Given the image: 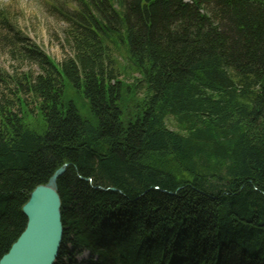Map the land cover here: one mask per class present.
<instances>
[{
    "label": "trees",
    "instance_id": "1",
    "mask_svg": "<svg viewBox=\"0 0 264 264\" xmlns=\"http://www.w3.org/2000/svg\"><path fill=\"white\" fill-rule=\"evenodd\" d=\"M67 3L62 63L0 8V261L65 168L55 264H264V0Z\"/></svg>",
    "mask_w": 264,
    "mask_h": 264
},
{
    "label": "water",
    "instance_id": "2",
    "mask_svg": "<svg viewBox=\"0 0 264 264\" xmlns=\"http://www.w3.org/2000/svg\"><path fill=\"white\" fill-rule=\"evenodd\" d=\"M65 170L59 169L47 185L31 193L23 206L27 227L0 264H55L64 237L58 180Z\"/></svg>",
    "mask_w": 264,
    "mask_h": 264
},
{
    "label": "rangeland",
    "instance_id": "3",
    "mask_svg": "<svg viewBox=\"0 0 264 264\" xmlns=\"http://www.w3.org/2000/svg\"><path fill=\"white\" fill-rule=\"evenodd\" d=\"M64 1L69 4L72 0ZM51 2H55V0H0V8L9 12L14 26L23 37L28 38L30 43L40 46L56 62L62 63L73 53L67 40V23L51 8L49 5ZM59 4L57 3L58 6ZM0 69L10 74L16 71H31L35 74L40 72L36 64L16 59L9 49H1ZM128 81L131 83L130 80ZM1 91L0 85V94ZM168 124L171 128L176 129V123L173 119H169ZM89 256V253L84 252L79 259L87 260Z\"/></svg>",
    "mask_w": 264,
    "mask_h": 264
}]
</instances>
